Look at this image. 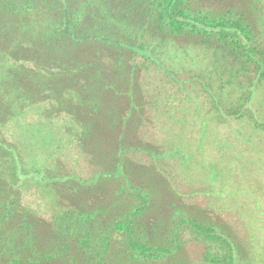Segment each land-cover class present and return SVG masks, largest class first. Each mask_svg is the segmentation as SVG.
I'll return each mask as SVG.
<instances>
[{"label": "trees", "instance_id": "trees-1", "mask_svg": "<svg viewBox=\"0 0 264 264\" xmlns=\"http://www.w3.org/2000/svg\"><path fill=\"white\" fill-rule=\"evenodd\" d=\"M183 35H191L196 48L213 47L217 62L223 59L224 70L219 75L210 70L204 88L214 99L238 95L235 105L223 99L217 105L244 117L257 91L264 92V0H0V264H48L66 256L71 264H264L229 230L193 217H180L162 245L152 244L149 233L144 241L139 235L149 202L144 194H138L139 206L108 223L103 219L119 199L86 217L81 212L82 196L94 203L106 178H124L127 151L142 148L134 128L144 112L141 72L147 65L168 74L164 49ZM174 53L177 59L180 53ZM39 109L45 121L24 125L32 142L6 135L12 122ZM249 120L264 131L263 120L254 115ZM70 141L94 167L92 176L62 172L60 155L53 159L51 150H40ZM181 151L178 146L160 154ZM31 183L49 195L59 190L60 199H67L42 239L35 236L39 219L21 207L20 188ZM90 219L95 226L79 238L81 222ZM184 229L206 245L196 261L185 252ZM165 230L156 238L164 241ZM115 231L125 245L121 259L106 255L113 244L104 236ZM74 238L81 262L67 253Z\"/></svg>", "mask_w": 264, "mask_h": 264}, {"label": "rangeland", "instance_id": "rangeland-1", "mask_svg": "<svg viewBox=\"0 0 264 264\" xmlns=\"http://www.w3.org/2000/svg\"><path fill=\"white\" fill-rule=\"evenodd\" d=\"M208 5L213 7L214 2ZM181 37L174 42L168 41L164 49L169 61L165 63L168 74L147 65L141 72L145 90L140 99L144 112L134 128L141 137L137 147L142 148L127 151L124 155V178H106L104 193L93 196L96 199L94 203L93 198L82 196L80 204L84 210L81 212L86 217L97 211L95 208L119 199L121 204L111 209L103 219L108 223L111 217L132 206H139L141 199L138 194H144L149 202L139 219L141 238L149 233L152 244L162 245L168 241L180 217H193L207 225L229 230L250 255L256 258L261 255L264 261V131L254 127L249 120L254 115L264 121V92L257 91L244 109V117L231 116L225 108H218L220 99L226 104L238 102V95H218V99H214L204 88L203 83L210 70H218L217 75L224 70L223 59L215 60L213 47L205 45L200 49L193 46L191 35ZM175 51L180 53L177 59H173ZM198 74L204 78L194 77ZM38 113L40 109L32 110L21 120L12 122L6 129V135L26 143L32 142L31 132L24 125L37 119L45 121ZM59 123L53 125L59 127ZM42 128L47 127L43 125ZM146 146L148 150H144ZM178 146L183 155L160 154L161 151H174ZM40 150H51L53 159L60 155L62 172L82 178L94 174V167L80 153L74 141L62 148L42 146ZM40 150L38 154L43 155ZM157 153L159 156L154 155ZM20 190L22 209L27 207L40 221V230L35 231V236L38 239L49 237L54 217L67 205L65 195L60 199L59 190L52 195L46 194L33 183ZM61 200H66L64 206ZM22 216L25 217L24 214ZM12 223L10 221L7 225ZM81 224L79 238L85 237L84 233L95 226L92 219ZM163 228L166 235L161 241L156 237ZM108 236L113 245L106 255L121 259L125 253L122 234L115 231L112 235L106 233L104 237ZM182 238L189 259H200L206 250L205 243L189 229L183 230ZM80 249L77 238H74L67 253L81 262ZM59 252L64 253L62 250ZM1 258L7 256L2 255ZM67 258L60 257L59 261L48 264H71Z\"/></svg>", "mask_w": 264, "mask_h": 264}]
</instances>
